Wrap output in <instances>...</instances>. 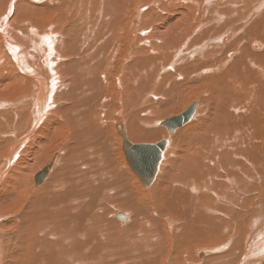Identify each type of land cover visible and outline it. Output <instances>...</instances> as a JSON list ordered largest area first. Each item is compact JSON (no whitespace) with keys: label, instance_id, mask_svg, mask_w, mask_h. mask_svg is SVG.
I'll return each mask as SVG.
<instances>
[{"label":"bare ground","instance_id":"1","mask_svg":"<svg viewBox=\"0 0 264 264\" xmlns=\"http://www.w3.org/2000/svg\"><path fill=\"white\" fill-rule=\"evenodd\" d=\"M145 1L0 0L1 207L19 199L0 213V264H264V0ZM184 87L217 89L219 119L203 125L208 100L200 145L176 152L205 102L175 135L150 117ZM123 129L168 142L149 188L125 163Z\"/></svg>","mask_w":264,"mask_h":264},{"label":"rangeland","instance_id":"2","mask_svg":"<svg viewBox=\"0 0 264 264\" xmlns=\"http://www.w3.org/2000/svg\"><path fill=\"white\" fill-rule=\"evenodd\" d=\"M147 1V2H146ZM145 1V4H148V3H151V2H153L154 0H146ZM153 6V4L151 5V7ZM264 7V6H263ZM261 9L262 10H257L256 11V8H255V15L253 16V17H255V18H257V17H259L260 15H262V13H264V8H262L261 7ZM256 13H258V14H256ZM252 14H253V12H252ZM258 15V16H257ZM256 43H260V42H256ZM260 45H261V43H260ZM252 49L253 50H256V48H253L252 47ZM262 48H259V50H261ZM173 53L174 52H170V54H169V57H168V62H169V64H171L172 63V61H173V58H172V55H173ZM232 54V53H231ZM236 53H234V55H235ZM235 56H233L232 58H234ZM162 65H160V67H161ZM173 68V69H172ZM168 70L170 71V70H172V71H174V67H168ZM164 72L162 71L161 72V75H160V79H162V77L164 76V74H163ZM172 77H174V74L172 75ZM172 77H170V78H166V77H164L163 79L165 80H163L164 82H163V85L164 86H161L160 84L157 86L158 87V91L157 92H155V94L156 93H158V95H159V97H160V99L162 98V94L164 93V92H166L167 91V87L165 86L166 84H168L167 82L170 80V81H173V79H172ZM242 81L241 80H237L236 82H234L236 85H238V86H236V90L237 91H239V92H242L243 91V86H242V83H241ZM148 87L149 88H144L146 91H143V93L142 94H139L140 96L139 97H136L137 98V104L140 102V100H142V99H145V97H146V94L148 93V91L149 90H151V88L153 87V82H150L149 84H148ZM156 87V86H155ZM186 87H184L183 89H182V91L180 92V93H177L176 95H175V97H174V93H173V98H174V103L172 102V104H170L169 106H166L165 108L167 109H164V111H166L165 113H167V115H164L165 113H163V114H161L160 116H154V117H150V118H153L152 120H156L157 121V119H162V118H164L165 119V117H167V118H169V117H171L172 115L174 116V110L176 111V112H178V113H176V114H179V113H181L182 111H184V109L185 108H187L188 106H189V103H187V100H190L189 102H190V104H192V102L193 101H196V98H198V99H200V100H202V102H205V106L204 107H206V108H204V109H206V110H204L203 109V111H201L200 113V115L198 116V118H197V120L196 119H194V121H192V122H194V123H192L191 122V124L189 125V127L187 126L186 128H184V129H186V130H181V132L179 133L180 135L179 136H181V137H178V135H176V138H175V142L170 146V147H168V149L169 150H171V151H174V149H175V151L178 149L179 150V148H178V145H181L180 143H182L183 141H185L186 140V142H188L189 144H195L196 146L197 145H200L199 143H201V138L200 139H198V137H200L201 136V134H202V129L200 128V126L203 124L202 123V121H201V118L202 117H205L206 116V111L208 110V104H210L209 102H208V100H211L212 101V103L210 104V105H212V106H210L209 107V109H212V112H211V115L212 116H210L209 118H210V120H208L207 119V121L203 124V125H212L213 123H214V121H216V120H218L219 119V117H217V115L215 114V112H214V108H215V106L217 107V102H218V98H217V89L215 90V91H213L211 94H208L207 96L206 95H202V96H198L196 93H195V95H194V92L192 91V89H187L186 91ZM256 87H255V84L254 83H252L251 84V86H250V91L249 90H246V93L247 94H249L250 92H251V95H250V97H249V99L248 100H252V102H254L255 100H257L258 102H259V100L257 99V95L258 94H256ZM192 91V92H191ZM144 94V95H143ZM141 95H142V97H141ZM152 96H154V92L153 93H151V98H152ZM191 96V97H190ZM206 97V98H205ZM131 99H134L135 97H130ZM203 98V99H202ZM130 99V100H131ZM153 100H155V98H152ZM156 100H158V98L156 99ZM155 100V101H156ZM177 100H182L181 102L179 101V102H176ZM139 101V102H138ZM132 103V101L129 103L130 105H131V107L132 106H134L135 104L133 103V104H131ZM176 103V104H175ZM141 103H139L138 105H140ZM174 104V105H173ZM180 104V105H179ZM182 104V105H181ZM184 104V105H183ZM127 105V106H126ZM126 105H125V107L122 109V111L123 110H125L124 112H125V115H127L128 116V113H126V112H131V111H129V106H128V104L126 103ZM178 105V106H177ZM207 105V106H206ZM185 106V107H184ZM202 106V105H201ZM128 107V108H127ZM179 107V111L177 110V108ZM213 107V108H212ZM133 108V107H132ZM127 109H128V111H127ZM145 109H147V111L145 110ZM148 109H149V105H148V103H145L144 105H141L139 108H138V110H139V113H140V115H141V118L143 117V115H144V117L142 118V120H147V122L148 121H150L149 119L150 118H148L147 116H146V114H147V112H148ZM174 109V110H173ZM137 110V111H138ZM141 110V111H140ZM173 110V111H172ZM142 111H143V113H142ZM144 112H146V113H144ZM170 112H171V114L172 115H170ZM205 113V114H204ZM175 114V115H176ZM114 117H116L115 115H114ZM211 117L212 118H214V117H216L215 119H212L211 120ZM195 120L197 121V124H196V122H195ZM199 120V121H198ZM112 121V120H111ZM110 122V121H109ZM255 122L256 121H251L250 123H249V125H251V126H255L256 127V125H255ZM116 123V122H115ZM201 124V125H200ZM1 126V125H0ZM262 127V125L259 127V128H261ZM156 128H158V127H156ZM164 128V127H163ZM163 128H160V129H163ZM5 128H0V131H2V130H4ZM155 129V128H154ZM153 129V130H154ZM159 129V128H158ZM199 130V131H198ZM185 132L184 133V136L183 135H181L183 132ZM197 132H198V134H197ZM201 132V133H200ZM169 133V132H168ZM60 135V134H59ZM58 135V136H59ZM175 135V134H174ZM248 135H251V136H253L255 139L257 138V137H263V134H257V133H254V134H251V133H248ZM57 136V137H58ZM56 137V143H54L53 142V140L51 141V142H48L47 143V145L45 144V146H41V144H38L37 146H35V147H33L32 148V153H31V155H32V158L34 157V156H37L39 153H45V152H47L48 150H49V148H46L48 145L50 146V151H52V149H53V147L55 146V145H57L58 143H60V142H58L57 143V141H59V139L61 140V136L60 137H58L57 138ZM197 137V138H196ZM163 138L161 137V138H157V139H154V140H138L137 141V143L139 142V144H143L144 142L146 143H157V142H159V141H161ZM193 139V140H192ZM194 139H195V142H194ZM50 140V139H49ZM178 140H179V142H178ZM6 141H8V140H6ZM149 141V142H148ZM199 141V142H198ZM142 142V143H141ZM191 142V143H190ZM116 143H117V141H116ZM179 143V144H178ZM254 143H255V141H254ZM6 144V143H5ZM44 144V143H43ZM68 144H69V142H68ZM54 145V146H53ZM41 146V147H40ZM175 146V147H174ZM38 147H39V150H38ZM171 148V149H170ZM174 148V149H173ZM37 149V150H36ZM43 149H48L47 151H45L44 152V150ZM122 150V149H121ZM177 150V151H178ZM176 151V152H177ZM179 152V151H178ZM169 153H170V151H169ZM33 154H35V155H33ZM31 155L30 154H27V156H30L31 157ZM171 156V154H168V156ZM169 156V157H170ZM174 156V157H173ZM173 156H171L170 157V159H169V157L167 158L168 160H171V161H173V164H174V173H175V170H177L178 169V167L180 168V160H181V157L180 158H177V156L176 155H173ZM125 159V158H124ZM178 159V160H177ZM176 162V163H175ZM177 162H179V164L177 163ZM1 163V162H0ZM125 163H126V161H125ZM213 164H215V163H211L210 162V165L213 167ZM179 165V166H178ZM173 165H171V167H172ZM176 166H178L177 168H176ZM172 169H173V167H172ZM150 192V191H149ZM151 193V192H150ZM18 200L19 199H15L14 201H12L11 203H8V204H6V206L5 207H1V205H2V203H3V201L0 199V213H5L6 211H7V209L8 208H10V210L12 209V208H16L17 207V204L19 203L18 202ZM258 204V203H257ZM254 205H256V202H255V204ZM12 213V212H11ZM11 213H6V214H11ZM5 215V214H4ZM116 218V217H115ZM116 220H118V218H116ZM123 223V222H122ZM123 224H128V220L125 222V223H123ZM246 242H248V241H246ZM207 243V244H206ZM210 242H204V245L202 246V245H200L199 247H206V246H210L211 245V243H210V245H208ZM206 244V245H205ZM196 245V244H195Z\"/></svg>","mask_w":264,"mask_h":264},{"label":"water","instance_id":"3","mask_svg":"<svg viewBox=\"0 0 264 264\" xmlns=\"http://www.w3.org/2000/svg\"><path fill=\"white\" fill-rule=\"evenodd\" d=\"M197 108L198 103H193L180 115L165 119L161 124L168 129L170 135H173L177 129L191 122L196 114ZM119 133L123 139L122 148L127 164L132 172L137 175L143 186L149 188L156 180L168 142L166 140H161L155 144H133L128 140L127 131L125 129ZM51 168L52 165H48L39 172L35 177L37 185L44 182ZM118 219L124 220L125 217L119 214Z\"/></svg>","mask_w":264,"mask_h":264}]
</instances>
